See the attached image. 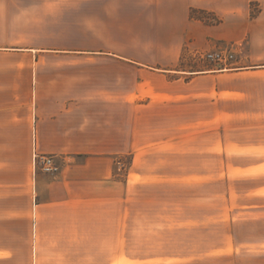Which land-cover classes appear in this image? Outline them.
<instances>
[{"label":"crops","instance_id":"obj_1","mask_svg":"<svg viewBox=\"0 0 264 264\" xmlns=\"http://www.w3.org/2000/svg\"><path fill=\"white\" fill-rule=\"evenodd\" d=\"M0 264H264V0H0Z\"/></svg>","mask_w":264,"mask_h":264},{"label":"built area","instance_id":"obj_2","mask_svg":"<svg viewBox=\"0 0 264 264\" xmlns=\"http://www.w3.org/2000/svg\"><path fill=\"white\" fill-rule=\"evenodd\" d=\"M204 57L215 59L218 61H223L228 58L233 57V52L230 50L215 51V52H206L202 54ZM33 165L36 169H39L47 173H55L58 171L59 166L55 161V156L51 154H37L33 155ZM119 164V161H118Z\"/></svg>","mask_w":264,"mask_h":264},{"label":"rangeland","instance_id":"obj_3","mask_svg":"<svg viewBox=\"0 0 264 264\" xmlns=\"http://www.w3.org/2000/svg\"><path fill=\"white\" fill-rule=\"evenodd\" d=\"M259 11V6L257 3H251L250 4V12L252 15H255L256 13H258ZM205 18L210 21V22H214V20L216 18H218L216 15H214L213 13L211 14H204ZM223 51V50H230L233 52V57L232 58H228L226 60L223 61H218L215 59H211L208 57H204V56H200L196 58L195 64L200 65V66H219V67H224L226 65H230L233 64L239 57V51H235L233 49V47L231 48V46H226V47H221V48H215V49H210L207 50L205 52H203L202 54H205L206 52H215V51Z\"/></svg>","mask_w":264,"mask_h":264},{"label":"trees","instance_id":"obj_4","mask_svg":"<svg viewBox=\"0 0 264 264\" xmlns=\"http://www.w3.org/2000/svg\"><path fill=\"white\" fill-rule=\"evenodd\" d=\"M204 14H211V12L206 11V10H196V9H193V8L190 10V16L191 17H198V18H200V19H202V20H204L205 22H208V23H215V22L219 21V18H216L214 20V22H210V21H208L205 18Z\"/></svg>","mask_w":264,"mask_h":264}]
</instances>
